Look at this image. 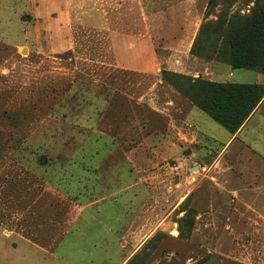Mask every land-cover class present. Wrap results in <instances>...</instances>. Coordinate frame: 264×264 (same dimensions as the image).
<instances>
[{"label": "rangeland", "instance_id": "374dc122", "mask_svg": "<svg viewBox=\"0 0 264 264\" xmlns=\"http://www.w3.org/2000/svg\"><path fill=\"white\" fill-rule=\"evenodd\" d=\"M209 1L0 0V249L25 238L66 260L59 244L78 210L102 211L109 227L103 212L115 206L140 231L122 234L120 261L108 232L106 264H264V108L229 143L234 134L181 89L209 80L207 68L224 79L242 70L190 53L183 73L171 71L165 40L179 34L143 22L169 24L180 6L195 14L194 41L213 42L264 0ZM131 18L156 45L152 73L126 65ZM164 69L184 78L168 82ZM188 106L198 119H186Z\"/></svg>", "mask_w": 264, "mask_h": 264}, {"label": "crops", "instance_id": "0c3cea01", "mask_svg": "<svg viewBox=\"0 0 264 264\" xmlns=\"http://www.w3.org/2000/svg\"><path fill=\"white\" fill-rule=\"evenodd\" d=\"M103 1L106 0H98V2H103ZM176 8L177 9H173L171 15L169 16L170 18V23L168 22L169 24L163 22L162 17L157 15L144 17L143 22L146 23L148 22L150 24H153V28L151 30H153L155 34L156 33L165 34L167 36H171L175 33L179 34L176 37L167 38L165 40L166 42L165 55H168V58L166 59V63L169 66V69L174 72L183 73L181 69L182 67L180 65L184 63V58L186 56L187 57L191 56L190 51L192 48L194 38L197 33V28L196 29L193 28L192 25L196 18L194 13L181 12V10L178 9L180 8V6ZM164 20H168V19H164ZM87 22L88 20L86 21V23ZM98 22L99 25H103L104 28L106 27L107 29V26H105L109 22L107 21V18L99 19ZM130 23L132 25L134 24L135 27H132L130 29L129 35L124 36V39L130 40L131 42L130 60L126 65L128 66V68H130V70L152 73L155 71L156 67L160 63L158 60L156 45L154 44V41L149 38V36H147L146 41L143 42L142 40H140L138 36L139 34L135 33V32H140L139 27L138 28L136 27L138 23V18H134V19L131 18ZM118 37L119 34L117 33V31H114V33H112V38L117 39ZM230 69L242 70V72H240L238 75H235L233 72L228 71L227 78L224 79L225 74L222 72L224 69H222L220 72H215L212 70V68L211 69L207 68V70L209 71V73L207 74L211 76L209 77V80L214 82H222V83L264 84L263 73H259L248 69H233V68ZM250 72H253V75ZM212 76L218 77L220 80H215V78H213ZM233 77H236V80L231 81L230 79H232ZM247 79H253V80H247ZM170 103L174 104L172 100H170ZM190 104H192V102H190ZM263 108H264V99L262 100L260 105L256 108V110L248 119V121L242 126V128L236 134L232 135L229 138V143L231 142V139L233 137L238 138V136L247 128L248 124L256 116V114L261 112ZM181 110H182L181 113H183V108ZM193 110L194 109L192 108L191 111V107L189 106L188 108L186 107V111H187L186 119L189 120L193 116L194 118L196 117L198 119V117L195 114H193ZM187 113H189L188 116ZM91 181L92 180L89 177H86L85 183H90ZM133 181H131L130 179L128 180V184L125 187L126 188L125 192L119 189L118 191H114L111 197L112 198L115 197V195L118 194L119 192L120 193L123 192L122 195L125 196L131 195L132 193L131 186L133 187L134 185ZM101 214L102 211H98L94 207L86 208L85 205L83 208L79 209L78 212L76 213V216L73 217L72 223H70V227L68 231L69 233L62 239V241L59 244L61 250L66 253L67 257L70 260L66 256L65 257L67 258L66 259L67 261L62 258L60 259L58 256H54V255L44 257L42 254L41 246L37 245V243L33 241L27 240L25 238H20L18 241V245L15 247H10L9 249H6V245L1 247L0 264H46V263L106 264L107 259L104 255L106 251L105 249H103L104 247L103 241L105 235L108 232H110L109 234L111 239V243H110L111 246L117 247V245L119 244L118 247L119 250L114 255V261L115 258L120 261L121 257L123 256L122 250L120 249L122 246L121 243L122 234L129 233L130 231L131 233L130 237L133 239V234L138 236V232L140 231V228L138 227V224L136 227H134L129 222L127 225H124L123 221L126 219H124L123 216H125L126 213L123 211L122 213H120L118 207L115 206L108 207L103 212V215L109 217L106 220H108L110 224H114V226L109 225V227H107L105 222L102 223L101 221H98L97 217L100 216ZM96 222L98 223L96 224ZM86 225H95L96 228L91 233H86ZM113 227L114 229H112ZM70 228H72V230ZM134 230L135 233L133 232ZM143 231L144 229L142 230V232Z\"/></svg>", "mask_w": 264, "mask_h": 264}, {"label": "trees", "instance_id": "16d2710c", "mask_svg": "<svg viewBox=\"0 0 264 264\" xmlns=\"http://www.w3.org/2000/svg\"><path fill=\"white\" fill-rule=\"evenodd\" d=\"M211 5V0L209 1ZM221 37V42L217 40ZM190 53L228 63L233 69H248L264 74V1L250 16L228 20L227 32L215 41L197 35ZM164 79L184 78L163 70ZM183 94L194 106L235 134L264 99V84L222 83L203 78L188 79Z\"/></svg>", "mask_w": 264, "mask_h": 264}, {"label": "water", "instance_id": "95a60500", "mask_svg": "<svg viewBox=\"0 0 264 264\" xmlns=\"http://www.w3.org/2000/svg\"><path fill=\"white\" fill-rule=\"evenodd\" d=\"M197 167L193 168V170H196Z\"/></svg>", "mask_w": 264, "mask_h": 264}, {"label": "bare ground", "instance_id": "6f19581e", "mask_svg": "<svg viewBox=\"0 0 264 264\" xmlns=\"http://www.w3.org/2000/svg\"><path fill=\"white\" fill-rule=\"evenodd\" d=\"M174 234H176V231H175V233Z\"/></svg>", "mask_w": 264, "mask_h": 264}]
</instances>
